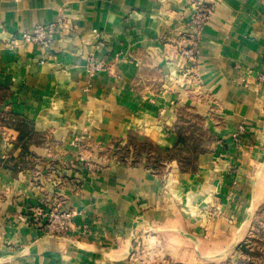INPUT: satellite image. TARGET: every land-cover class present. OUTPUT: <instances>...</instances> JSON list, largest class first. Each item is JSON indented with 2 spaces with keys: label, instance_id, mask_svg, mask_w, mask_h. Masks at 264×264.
<instances>
[{
  "label": "crops",
  "instance_id": "1",
  "mask_svg": "<svg viewBox=\"0 0 264 264\" xmlns=\"http://www.w3.org/2000/svg\"><path fill=\"white\" fill-rule=\"evenodd\" d=\"M207 1L0 0L21 122L0 126V263L203 264L240 239L264 198V0H220L190 61ZM50 23L47 47L15 40ZM44 197L76 212L62 236L27 220Z\"/></svg>",
  "mask_w": 264,
  "mask_h": 264
},
{
  "label": "built area",
  "instance_id": "2",
  "mask_svg": "<svg viewBox=\"0 0 264 264\" xmlns=\"http://www.w3.org/2000/svg\"><path fill=\"white\" fill-rule=\"evenodd\" d=\"M220 0H208L202 6L198 7L191 17V33L189 35L190 47L184 49L181 54L193 61L197 54V45L200 41L201 33L209 18ZM56 32L55 23L46 25H38L30 31H22L20 35L16 36V41H21L26 44H35L40 47H47L50 45L53 35ZM89 74L102 71L106 69L103 61H96L93 56H88L85 63ZM31 219H43L44 230L51 236H62L68 232L72 227L73 218L76 215L74 210L66 208L63 202L54 200L52 198L44 197L41 202L29 209ZM29 218V217H28Z\"/></svg>",
  "mask_w": 264,
  "mask_h": 264
},
{
  "label": "rangeland",
  "instance_id": "3",
  "mask_svg": "<svg viewBox=\"0 0 264 264\" xmlns=\"http://www.w3.org/2000/svg\"><path fill=\"white\" fill-rule=\"evenodd\" d=\"M13 111L9 90L0 88V126L16 122L17 113ZM262 199L256 202L257 208L242 220L240 239L220 241L221 253L204 259L203 264H264V198ZM208 213L211 212L208 211ZM28 217L27 220L34 223V226L39 225L44 228L43 219L40 216L35 218L36 221L30 218V214Z\"/></svg>",
  "mask_w": 264,
  "mask_h": 264
},
{
  "label": "trees",
  "instance_id": "4",
  "mask_svg": "<svg viewBox=\"0 0 264 264\" xmlns=\"http://www.w3.org/2000/svg\"><path fill=\"white\" fill-rule=\"evenodd\" d=\"M15 121H17L16 123L18 124H20L21 122L20 121H18V120H15ZM5 126L4 127H8V128H11L12 126V124H4ZM17 127H15V129H16ZM22 131V130H21ZM23 132V131H22Z\"/></svg>",
  "mask_w": 264,
  "mask_h": 264
}]
</instances>
